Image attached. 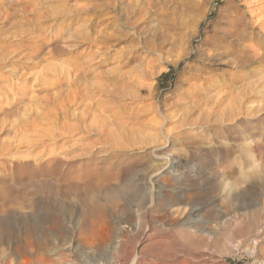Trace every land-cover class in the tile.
Segmentation results:
<instances>
[{
  "label": "rangeland",
  "instance_id": "rangeland-1",
  "mask_svg": "<svg viewBox=\"0 0 264 264\" xmlns=\"http://www.w3.org/2000/svg\"><path fill=\"white\" fill-rule=\"evenodd\" d=\"M1 27L30 36L0 108L37 118L0 154V264H264V0H0Z\"/></svg>",
  "mask_w": 264,
  "mask_h": 264
},
{
  "label": "bare ground",
  "instance_id": "bare-ground-1",
  "mask_svg": "<svg viewBox=\"0 0 264 264\" xmlns=\"http://www.w3.org/2000/svg\"><path fill=\"white\" fill-rule=\"evenodd\" d=\"M37 15H39L41 18H51V16L55 15V20H60L62 19L63 17H66V14L64 13V9H61V8H57L55 10H53L52 13L48 14L46 12H38V13H35ZM14 15V14H13ZM11 14H9V17L7 19H13L15 18L16 16H13ZM19 15V14H18ZM28 25L29 24H33L34 21L30 20V21H27ZM3 24V23H1ZM6 30H9L8 28L6 29L5 27H1L0 28V37L5 35V31ZM27 36L29 37L30 35H26L24 37H20V39H16V42L18 43H14V42H8L6 41V39H4V44H2L0 42V67L1 66H7V65H12L14 67H12L11 69H9L8 71L15 75L17 74V71L18 69H21V67L15 65V64H18L20 62H22V60L24 58H26L25 56H20L22 50L24 51L25 49H28L29 47L27 46H23L21 44H19V42L21 43L23 41V38H27ZM73 37V36H72ZM77 37V36H76ZM78 38V37H77ZM74 39V38H73ZM37 40V39H35ZM75 40V39H74ZM6 41V42H5ZM28 41V40H27ZM76 41V40H75ZM25 42V40H24ZM87 42V41H86ZM85 42V43H86ZM34 43H36L34 41ZM79 43V42H77ZM87 44V43H86ZM81 45V44H79ZM71 48H74V47H78L76 44H73L71 46H69ZM105 58V57H104ZM93 59V58H92ZM30 61V60H29ZM94 61V60H93ZM261 61V60H260ZM25 62V60H24ZM251 62V61H250ZM29 62H25V64H28ZM99 64V63H98ZM98 73H96L95 75L97 76ZM145 74V73H144ZM94 75V76H95ZM124 75V74H123ZM96 76L94 77V79L96 78ZM47 82V81H46ZM83 82V78H81L80 76H74V75H71L70 72H65L63 74L60 75V79L58 81H55L53 84H51V87L52 86H59V85H67L68 87V96H69V101L75 103L76 105L78 104V100L80 99H83V96H82V93L80 91V85L82 84ZM95 84V83H94ZM86 85V84H85ZM93 85V84H92ZM96 85V84H95ZM97 86V85H96ZM100 87V85H98ZM50 87V86H49ZM90 87H95L94 85L93 86H90ZM103 87V85H102ZM109 87V86H108ZM112 87V86H110ZM33 88V87H32ZM43 89V88H42ZM41 89V90H42ZM92 89V88H90ZM112 89V88H111ZM110 89V90H111ZM248 89V88H247ZM58 91V90H57ZM84 91V90H83ZM91 91V90H90ZM10 92H14V90H10ZM27 90H23L22 93H21V97H17L16 100L12 103V106H18L21 104V102L24 100L25 97V94H27ZM99 92V91H98ZM111 94V93H110ZM230 95H232L230 93ZM244 96V95H243ZM61 97V96H60ZM59 97V98H60ZM91 98V97H90ZM96 98H94L92 96V99L91 100H94L95 101ZM109 99V98H108ZM220 99V98H219ZM237 99V98H236ZM89 104V103H88ZM79 105V104H78ZM241 105V104H240ZM31 106V105H30ZM92 106V105H91ZM93 107H94V104H93ZM228 107V106H227ZM30 108V107H29ZM232 108H234L232 106ZM240 108V107H239ZM27 109V108H26ZM6 110L7 108H0V116H3V118L0 117V154L5 152V151H9L13 148V145H16L17 147H24V146H27V145H31L32 144V141H31V138H34L35 136L29 132H27L24 128L29 126V125H32V123L35 121L34 118L32 121L30 120H22L20 121L19 123H15V120H14V117L15 115L14 114H9V113H6ZM251 111V110H250ZM248 111V113L250 112ZM259 111V110H258ZM255 112V110H254ZM257 112V111H256ZM34 113V111H33ZM225 113H227V116L228 117H233V114L234 112L232 110H229V111H225ZM253 113V112H252ZM38 118H39V113H35ZM94 116H96V113L93 114ZM211 115V114H210ZM241 116V115H240ZM24 118V117H23ZM31 118V117H30ZM236 118V117H235ZM54 119V118H52ZM10 120V121H9ZM14 120V121H13ZM18 120V119H17ZM97 118L95 117L92 122H91V125H95L97 123ZM83 123V122H82ZM90 125V124H89ZM104 125L106 128V130L108 131V126H107V123L104 122ZM65 126V125H64ZM34 127V126H33ZM60 128V127H59ZM67 130L71 131L73 129L70 130V127L69 126H65L64 127ZM93 128V127H92ZM111 128V127H110ZM38 130V129H37ZM84 130V129H83ZM87 130V129H85ZM85 130L83 132H85ZM64 131V130H63ZM68 131V132H69ZM92 131V129H91ZM94 131H98L97 129H95ZM67 132V134H68ZM87 132V131H86ZM89 132H90V129H89ZM88 132V133H89ZM8 133H12L13 135H10ZM102 133V131L100 132ZM7 134V135H6ZM22 134V136H21ZM99 134V133H98ZM4 135H6L5 137H3ZM100 135V134H99ZM109 135V134H108ZM111 135V134H110ZM21 136V137H19ZM46 136V135H45ZM44 136V137H45ZM101 136V135H100ZM42 156V155H41ZM40 156V157H41ZM39 157V158H40ZM37 161V160H36ZM39 163V162H38ZM37 164V162H36ZM27 166H32V163H28L26 164V167ZM44 170V169H43ZM38 171L36 172H32L34 175L35 173H37ZM58 175V174H57Z\"/></svg>",
  "mask_w": 264,
  "mask_h": 264
},
{
  "label": "trees",
  "instance_id": "trees-1",
  "mask_svg": "<svg viewBox=\"0 0 264 264\" xmlns=\"http://www.w3.org/2000/svg\"><path fill=\"white\" fill-rule=\"evenodd\" d=\"M169 75H170V74H165V75H163V76L161 77L160 81H163V80L167 79V77H169Z\"/></svg>",
  "mask_w": 264,
  "mask_h": 264
}]
</instances>
